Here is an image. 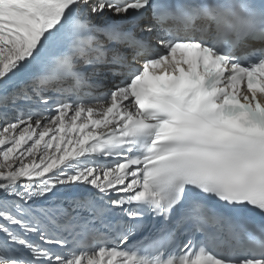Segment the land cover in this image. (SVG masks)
I'll list each match as a JSON object with an SVG mask.
<instances>
[{
	"label": "snow or ice",
	"instance_id": "snow-or-ice-1",
	"mask_svg": "<svg viewBox=\"0 0 264 264\" xmlns=\"http://www.w3.org/2000/svg\"><path fill=\"white\" fill-rule=\"evenodd\" d=\"M0 264H264V0H0Z\"/></svg>",
	"mask_w": 264,
	"mask_h": 264
}]
</instances>
